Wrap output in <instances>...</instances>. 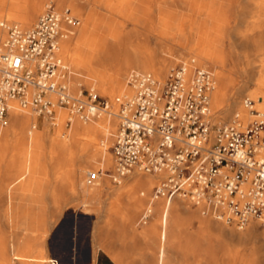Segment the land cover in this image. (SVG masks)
<instances>
[{
	"label": "crops",
	"instance_id": "1",
	"mask_svg": "<svg viewBox=\"0 0 264 264\" xmlns=\"http://www.w3.org/2000/svg\"><path fill=\"white\" fill-rule=\"evenodd\" d=\"M218 2L79 3L81 56L95 54L81 70L106 73L102 84L112 90L117 72L151 68L148 60L164 58L162 49L187 54L195 46L204 54L220 41L222 53L233 56L237 66L251 61L237 74L240 88L252 89L254 77L264 75V20L252 18L247 0ZM215 5L220 35L210 42L192 37L193 28L209 25L207 14ZM185 8L199 14L188 17ZM34 114L9 112L0 126V264H264V225L238 229L210 220L178 196L153 198L160 176L149 174L159 178L150 191L145 180L150 176L135 178L140 173L135 170L120 180H103L99 189L91 181L82 185L83 168L96 155L94 136L87 147L79 133L58 138L56 124Z\"/></svg>",
	"mask_w": 264,
	"mask_h": 264
},
{
	"label": "built area",
	"instance_id": "2",
	"mask_svg": "<svg viewBox=\"0 0 264 264\" xmlns=\"http://www.w3.org/2000/svg\"><path fill=\"white\" fill-rule=\"evenodd\" d=\"M56 4L47 0L29 28L6 26L0 44V126L13 104L56 125V108L64 109L68 129L76 118L88 122L112 115L115 105L113 180L134 170L155 174L161 179L153 198L178 196L201 215L238 229L252 222L264 225V116L245 127L238 121L213 126L209 94L214 75L197 66L189 71L184 61L170 68L162 83L132 70L127 84L134 93L117 96L114 103L93 88L72 90L57 52L80 20L68 6ZM96 174L102 170L86 171L89 179Z\"/></svg>",
	"mask_w": 264,
	"mask_h": 264
},
{
	"label": "bare ground",
	"instance_id": "3",
	"mask_svg": "<svg viewBox=\"0 0 264 264\" xmlns=\"http://www.w3.org/2000/svg\"><path fill=\"white\" fill-rule=\"evenodd\" d=\"M46 1L47 0H0V40L5 37L4 33L7 32V29H4V27L7 28L6 26L9 25L11 23V21H17L18 23L14 22V24L17 23L19 25V23H20L19 26L24 27V28L29 27L31 21L34 18H36L37 14H39L38 12L41 11L40 13H43L42 8H43V5L45 7ZM66 1H69V0H57V2H59V4L64 3ZM212 1H215V3H216L219 0H212ZM228 1H229V3H232L234 0H228ZM218 3H216L217 6H218ZM7 5H8V8H6ZM216 5H215V10H213V11L211 10L207 14L208 20H210L211 18L219 19V16H217L218 15L217 14L218 13V11H217L218 7ZM252 5H253V11H252L253 18L256 20H261L262 18H264V0H253ZM71 14H72V12H71ZM5 30H6V32H5ZM177 33L179 36H182V37H184V35H185L183 32H180V31ZM6 35H7V33H6ZM80 35H82L81 32H80ZM68 38H69V36H67L66 39H62V41H60L59 51L57 52V56L60 58L63 66H65L66 68H68V67L66 66V64H64V62L62 60V56L60 54V48L64 47V50H66L68 48V40H69ZM1 41H3V40H1ZM82 47L83 46L81 45L80 47H78V49L82 50L83 49ZM94 59H95V54L88 55L86 57V59H84V60L82 59V56L80 54L79 56H77L74 59V65L80 69L81 68L83 69V67H85V68L87 67L86 65L91 64L90 63L91 60L95 61ZM101 61H102V63H105L107 60H101ZM181 61H184L186 64H189V66H188L189 71H192V68H193V66H195L194 65L195 63L199 64L202 68L207 67V68H209L208 70H210V69L215 70L218 83H216V80H215L214 88L212 89V91L209 94L210 112H211V110H214L215 114H220L225 119H231L232 122L237 121L236 117H240L242 122H243V125H245L246 122L252 116H255L256 118L263 116L264 104L262 103V99H263L262 97H264V75L259 74V76H255V74H254V76H255L254 80L257 82L255 89L247 88L246 85L243 86L244 88L243 87L240 88V86H235L236 83L234 81V78L228 76L227 73H228V71L234 72V69L237 68L238 66H237V63L235 62L233 56L226 55V54L222 53V44L220 41H218L217 44H213V45L209 46L207 48V52H205L204 54H198V55L194 56L192 58L191 62H188L186 60H181ZM168 62H169V60L166 58L150 59V60H148V66H151V68L143 67L142 70H144V71L150 70L151 72H148V73H150L151 75L153 74L152 76L156 80L158 79V81L160 83H162L165 81V79L167 77V74H166V77L164 74V66ZM250 64H252V63H251V61L248 60L245 68H243L242 71L246 72V69H248L250 67ZM96 67L94 66V68H96ZM226 67L228 69H226ZM85 70L86 69H84V71ZM90 70L88 69L87 72H89ZM136 71L141 72V73H147V72H143L140 70H136ZM100 73H102L101 70H100L99 74ZM103 73L100 75L97 74L99 76H97L95 74V72L93 73L94 75H92L91 73H87V74H89L90 76H93V77H97L96 83H98V89H100L102 91H106L109 93H113V92L115 93V91H117L116 93H118V91L120 92L124 89V86H123L124 83L123 82H124V78L126 77V70H123V72L121 71L119 73L117 72L118 74L117 73L115 74L116 77L114 79H116L117 82L116 81L115 82L117 83V85L115 83L116 86H115V88L112 87V90H110L111 88L109 89L108 87L105 88V86L102 84L103 80H106L105 76H104V75H106V73L105 74H103ZM213 75H214V73H213ZM109 77L107 79L108 81H109ZM113 77H110V79H112ZM164 77H165V79H164ZM66 78L68 79V82L71 86L70 76H67ZM214 79H215V76H214ZM160 80H163V81H160ZM108 81H107V83L111 84V82L114 80L113 79H112V81L110 80L111 82H108ZM250 81H252V80H250ZM229 82L232 83V86L228 88V87H226V83H229ZM105 83L106 82L104 81V84ZM126 84H127V82H126ZM113 85H114V83H113ZM106 86L110 87V85H107V84H106ZM127 86H128V84H127ZM72 87L73 86H71V89L73 90ZM128 87H129V89H127V92H125L123 94L131 95L134 93V88H132L130 86H128ZM107 88L109 90H107ZM258 92H261L262 95L258 96L257 101L259 103L256 104L255 107L260 109V113L255 111L253 103L247 104V103H245V101H242L243 95H246V99H248V100H251L253 102L256 101V94ZM113 96H114V94H113ZM13 105L14 106L11 107L9 112H15L16 110L21 111V112L27 111V110H21L20 108L16 107V104H13ZM113 116H116L118 119L117 113L114 110H113V114L110 116L106 115V118L110 119ZM96 119L97 118H95L93 120H96ZM93 120H90V121H93ZM73 123H74V121L72 122L71 127L73 126ZM83 123H87V122H83ZM74 124L75 125H74L73 135L76 133H86L87 136H89V137L94 136V138L96 140L99 139V142L95 141L93 144L94 151H95L97 157H99L100 160L103 161V166H110L114 162L112 159V156L110 155V152H109L110 143H111V139H112L111 138L112 133L110 131V128L114 127L115 122L110 123L108 128L106 125L104 127L105 128L104 132L100 131L98 129V126L91 124V123L84 126L80 123V121H76V123H74ZM118 124H119V119H118ZM99 126H101V125H99ZM58 135L59 134H57L56 137L60 138L59 137L60 135L59 136ZM99 169L102 170V175H103L105 169H103L102 167ZM96 178H101V176L96 174ZM145 180L150 183L152 181V178L147 177V178H145Z\"/></svg>",
	"mask_w": 264,
	"mask_h": 264
},
{
	"label": "rangeland",
	"instance_id": "4",
	"mask_svg": "<svg viewBox=\"0 0 264 264\" xmlns=\"http://www.w3.org/2000/svg\"><path fill=\"white\" fill-rule=\"evenodd\" d=\"M87 0H69V1H66L64 3H61L59 4V2H57L58 4H56V6L58 8L62 7V6H68L70 7L71 9V12L72 14L78 18L80 20V24L77 25V26H74L72 27V33L69 35V40H68V48L66 50H64V47L60 48V54L62 56V60L64 62V64H66V66L68 67V71L70 73V78H71V86H73V90L74 91H79L80 89H89V88H93L99 95L101 96H104V97H108L109 100L114 103V99L117 97V96H120L121 94L127 92V89H129V87L127 86L126 82H127V77L129 75V73L132 71V70H135L134 68H129L128 70H126V77L124 78V89L122 91H118V93H116L117 91H115V93H109V92H106V91H102L100 89H98V83H96V79L97 77H93V76H90L89 74L83 72L80 68H78L77 66L74 65V59L79 56L82 52V50L78 49V47H80L82 45V40H81V35H80V32L82 30V26H83V17L82 15L80 14V12L78 11V8H79V3H84L86 2ZM248 2L252 3L253 0H247ZM6 8H8V5L6 6ZM44 10V5H43V8ZM42 10V12H43ZM41 12V11H40ZM38 12L40 15L42 13ZM184 13H186V15L189 17V16H193V15H198V10L197 9H186L185 8V11ZM39 14L36 15V18H34L29 27H31L36 21L37 19L39 18ZM187 18V17H186ZM253 18V16H252ZM208 19V18H207ZM261 20H264V18H262ZM210 22L208 23L209 25H207L206 27H203V28H193L191 31H192V37L194 38H201L203 37L204 40L210 42V40L212 41L214 38H216L218 36V34L220 35V32L217 28H215L214 24L217 22L216 20H214L213 18H211L209 20ZM14 22H17V21H11L10 24H14ZM6 23V22H5ZM18 23V22H17ZM16 23V24H17ZM232 23H234L232 21ZM20 25V23H19ZM4 27V26H3ZM2 27V28H3ZM29 27H25V28H29ZM4 29H6L4 27ZM191 29V28H190ZM6 32V30H5ZM4 38H2L1 40H4L6 38V33H4ZM0 40V43L3 42ZM226 43H228V41L226 40ZM161 54L164 56V58L168 59L169 62L164 66V74H165V77H166V74H168L169 70L171 67L175 66L177 63H179L181 60H186L188 62H191L192 58L198 54H200L199 52H196V49H195V46H192L188 53L187 54H177V53H174L172 51H169L167 49H162L161 51ZM195 66L197 67H200L202 68L199 64L195 63L194 64ZM207 68V67H206ZM209 69V68H207ZM226 69H228L226 67ZM243 68L238 66L237 68L234 69V72H229L228 71V76L230 77H233L234 78V81H235V86H240V81H239V76H238V72L240 70H242ZM211 70V69H210ZM214 70V69H213ZM211 70L213 73H214V76H215V80H216V83H218V80H217V77H216V73H215V70L213 71ZM143 72H151L150 70H147V71H144V70H141ZM153 75V74H152ZM105 76V79H106V75ZM164 77V79H165ZM163 79V80H164ZM158 80V79H157ZM163 80H160V81H163ZM104 81V80H103ZM232 86V83H226V87H231ZM256 87L254 86V88L252 89H255ZM231 91V90H230ZM229 92V91H228ZM232 92V91H231ZM114 94V96H113ZM259 95H262L261 92H258L256 94V101L253 102L254 104V109L255 111L259 112L260 113V109L255 107L256 104H258L259 102L257 101L258 100V96ZM242 101H245L246 99V95H243L242 96ZM51 98H53L51 96ZM262 103L264 104V97H262ZM113 105V104H112ZM116 107L114 105V108L113 110L116 111ZM28 112L30 110H27ZM20 113L21 111H18L16 110L15 112H12V113ZM11 113V112H10ZM36 115V114H34ZM67 111L64 110V109H60V108H56V122H57V125H56V134H59L60 136H63L64 139H67L68 137L70 136H73V130H74V123H76V121H80V123L82 125H88V124H94L96 126H98V129L102 132L105 131V126L107 125V128L109 126L110 123H113L115 122V125L113 128H110V131L112 133L111 135V143H110V147L112 146L113 144V141H114V135L118 129V119L116 116H113L112 118L110 119H107L106 118V114H102L99 118H97L96 120H93V121H89L87 123H83L80 119H75L74 120V123H73V126L70 128V129H67L65 127V122H66V119H67ZM263 116H264V113H263ZM256 117L255 116H252L247 122L245 125H243V122L241 120L240 117H236V120L238 122H240L241 126L244 127V126H247L250 122H252L253 120H255ZM210 123L215 126V125H220V124H226V123H230L232 122L231 119H225L222 117V115L220 114H215L214 110H211V115H210ZM101 125V126H99ZM58 135V136H59ZM59 136V137H60ZM79 138H80V141H81V144L83 147H87L88 145V140H89V136H87L86 133H79ZM95 141H98L99 142V139H95L94 138V142ZM109 152L111 151V148H109ZM111 155V153H110ZM112 156V159H113V155ZM114 161V159H113ZM90 165L88 166H85L83 169V180H82V185L84 184V182H87L88 181H91L90 184L93 186V188L96 186L98 189H99V184L100 182H102L103 180L109 182L110 180H112L113 176H108V175H100L101 178H93V179H89L87 176H86V171L87 170H93L96 165V170H98L99 168H103V169H108V170H112L114 168V162L110 165V166H103V161L100 160L99 157H96V155H92V158H91V161H90ZM112 175L113 174V171L111 172ZM98 175V174H97ZM140 176H150L149 174H140V173H137L136 175H134L133 177L135 178H138ZM151 177V176H150ZM154 178H152V181L150 182V185H149V191L151 190L152 186L154 184H156L159 180V178L156 176V178L153 180ZM210 220H213L212 218H210ZM215 221V220H213ZM254 223V222H253Z\"/></svg>",
	"mask_w": 264,
	"mask_h": 264
}]
</instances>
